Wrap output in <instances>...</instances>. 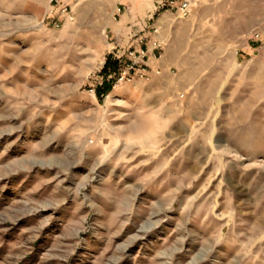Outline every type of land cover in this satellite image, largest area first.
Listing matches in <instances>:
<instances>
[{"label": "rangeland", "instance_id": "1", "mask_svg": "<svg viewBox=\"0 0 264 264\" xmlns=\"http://www.w3.org/2000/svg\"><path fill=\"white\" fill-rule=\"evenodd\" d=\"M63 1L72 19L0 0V264H257L264 0L159 15L160 73L111 99L94 89L131 1Z\"/></svg>", "mask_w": 264, "mask_h": 264}, {"label": "crops", "instance_id": "2", "mask_svg": "<svg viewBox=\"0 0 264 264\" xmlns=\"http://www.w3.org/2000/svg\"><path fill=\"white\" fill-rule=\"evenodd\" d=\"M131 1L132 7L131 8V15L129 14H123L120 17L119 24L112 30L113 34L119 38L113 41L112 48L115 49L116 52L122 53L125 50H127L130 47L139 48L140 46H147L149 50V57H148V65L152 67L150 62L153 60L151 50L150 42L152 39H158L160 42L163 40V28L161 24V20L163 18L168 17V15L172 14L175 15L173 11L169 10L167 8V1L165 0V3L162 4L163 11L162 12H156V20L155 21H149L151 18H153L152 14L154 13L153 10L157 8V6L154 4L157 0H144L145 3H140L143 0H128ZM159 2L161 0H158ZM157 1V2H158ZM181 0H175L176 3L180 2ZM199 2H208L211 0H198ZM214 1V0H212ZM128 2V3H129ZM142 7V9H137V7ZM140 10V11H139ZM151 12L149 15L148 13ZM161 16L158 18V16ZM132 21L137 25L136 28L133 27H126V24ZM153 28L156 29V31H153ZM111 48V49H112ZM243 51L248 53L251 49L250 44L248 43L247 46H244ZM163 56V55H162ZM165 60V59H164ZM153 68V67H152ZM259 241V240H258ZM261 245L264 247V237L261 238ZM244 256V252H242ZM252 256L256 259L257 264H264V250L259 252H248L247 256Z\"/></svg>", "mask_w": 264, "mask_h": 264}, {"label": "built area", "instance_id": "3", "mask_svg": "<svg viewBox=\"0 0 264 264\" xmlns=\"http://www.w3.org/2000/svg\"><path fill=\"white\" fill-rule=\"evenodd\" d=\"M46 3L45 17L54 19L56 16L65 15L72 19L71 13L68 11L69 6L65 4L63 0H44ZM167 8L175 12L179 17H188L191 10V2L189 0H181L176 3L175 0H168ZM118 10H120L118 8ZM54 25L57 27L59 23L57 20L54 21ZM153 31H156L153 28ZM152 58L159 59L162 55V42L158 39H152L150 42ZM158 55V58H157ZM149 50L147 46H140L139 48L130 47L126 50L124 57L120 60L117 59V72L115 75V81L117 83L129 82L135 77L148 79L150 73L159 74L160 67L156 66L152 68L148 65Z\"/></svg>", "mask_w": 264, "mask_h": 264}, {"label": "trees", "instance_id": "4", "mask_svg": "<svg viewBox=\"0 0 264 264\" xmlns=\"http://www.w3.org/2000/svg\"><path fill=\"white\" fill-rule=\"evenodd\" d=\"M116 72L117 61H112L110 59V55H108L100 71V74L102 75V82L100 85H97L94 89L97 95H103L111 90L113 82L115 80Z\"/></svg>", "mask_w": 264, "mask_h": 264}, {"label": "bare ground", "instance_id": "5", "mask_svg": "<svg viewBox=\"0 0 264 264\" xmlns=\"http://www.w3.org/2000/svg\"><path fill=\"white\" fill-rule=\"evenodd\" d=\"M162 55H163V53H162ZM162 55H161L160 59L162 58ZM120 84L121 83H116L114 85V88H113L112 92H110V94L108 95V98L109 99H111V97L113 96V94L117 93L118 89L120 88Z\"/></svg>", "mask_w": 264, "mask_h": 264}]
</instances>
